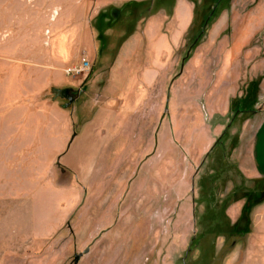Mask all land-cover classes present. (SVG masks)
<instances>
[{
	"label": "crops",
	"instance_id": "obj_1",
	"mask_svg": "<svg viewBox=\"0 0 264 264\" xmlns=\"http://www.w3.org/2000/svg\"><path fill=\"white\" fill-rule=\"evenodd\" d=\"M147 1L93 0L91 10L98 17L108 14L115 25L131 7L142 8ZM175 1L171 8L161 6L159 14L150 20L143 19L138 27L142 33L130 37L121 52L113 59L107 58L101 67L96 29L84 17L90 7L83 2L76 4L74 16L57 30V43L49 48L40 47L49 52L54 70L48 71L42 82L45 84L41 89L43 101L39 100L42 103L35 105L33 111L26 105L21 107L25 112L20 115L33 118V124L10 131L13 135L9 138L10 153L13 158L19 156L21 164L12 179L7 178V190L0 188V199L16 200L20 205L10 208L0 223V264H62L60 250H51L52 244L57 243L70 247L73 258L82 255L77 264L94 254L101 261L106 260L105 263L110 261L109 264H148L143 259L132 261L133 255L147 252L144 245L137 247L132 240L165 235L177 238L185 232L195 235L198 206L206 215L217 209L218 224L209 227L206 233L217 232L221 236L215 244L221 264H264V45L255 43L264 30V14L259 9L244 14V19L234 28L237 31L226 39L229 46L224 56L228 55L230 60L223 72L227 75L215 65L193 61V81L184 83L181 89L175 83L170 89L168 114L165 108L169 74L177 52L176 46H172L176 36L171 40L165 29H173L175 24L180 26L181 20L188 25L195 9L189 2ZM98 3L105 4L98 7ZM183 10L187 12L184 16L180 13ZM168 11L172 13L173 23L169 22V16H164ZM151 36L154 43H171L174 50L162 54V48L156 45L154 48L153 44L149 47L147 39ZM91 42L96 53L92 79L86 83V78L69 77L73 85L58 79L55 71L62 61L69 62V66L77 65L82 59L89 61L85 46ZM76 46L80 59L71 62L76 58ZM126 49L128 53L123 56ZM161 54L167 65L165 69L158 63ZM209 55L207 51L202 57ZM185 70L182 78L187 74ZM206 72L209 79L204 85L200 74ZM119 74L121 80L117 83ZM259 77H262L261 96L253 115L256 125L243 127L240 143L229 159L230 168L241 173L248 183L255 184V189L244 192L237 185L232 193L233 202L227 205L235 184L243 185L241 179L230 182L225 192L218 194L216 189L214 194L211 189L218 181L213 186L209 181L208 186L200 174L205 164L225 146L221 138L228 136L229 129L219 122V117L225 119L232 100L242 97V88ZM83 86L82 93L77 96L74 93L71 105L67 98L54 92L63 89L75 92ZM89 104H92L91 115L102 117L111 113L110 123L102 132V138L109 137L104 143L111 139L120 144L113 145L108 155L101 143L90 161L91 166L78 168L75 156L71 157L69 152L83 129L76 123V116ZM53 140L63 146L53 160L55 177L51 174L27 193L28 184L37 179L34 171L45 155V148ZM50 188L59 195L60 206L51 213L44 210L38 213L36 196ZM213 201L216 209L211 204ZM162 210L169 211L170 233L164 232ZM36 214L40 221L39 217L34 218ZM21 215L25 222L15 228L13 240L2 238L1 228ZM223 218L227 225L221 224ZM21 228L26 233L20 234ZM227 234L233 239L230 244L225 239ZM154 248L153 253H157L158 246ZM86 250H89L87 254Z\"/></svg>",
	"mask_w": 264,
	"mask_h": 264
},
{
	"label": "rangeland",
	"instance_id": "obj_2",
	"mask_svg": "<svg viewBox=\"0 0 264 264\" xmlns=\"http://www.w3.org/2000/svg\"><path fill=\"white\" fill-rule=\"evenodd\" d=\"M183 1L189 2L195 7L192 12V20L188 25L181 20L180 26L174 23L175 28L172 29V27H167L165 29V33L168 34L170 38L176 36L173 40L171 38V40L173 41L172 46H176L175 51L177 52V59L173 60L174 66L173 70H171L172 73L169 74V88L167 90L165 108L168 114L170 113V99L172 98L170 89L175 83H178L181 89L184 83H191L193 81L194 76L192 75L193 72L191 69L193 67V61L196 60L197 63L203 61L205 66L215 65L217 70L222 69L223 72L225 70V64L229 63L230 60L228 55L224 56V52L229 46L226 43V39H228L234 31H237L234 28L244 19V14L249 15L256 9H259L260 13L264 14V0ZM81 2H83L85 6L90 7V10L88 9L84 13V17L90 24H94L96 29L99 45V67L105 64L107 58H115L121 52L122 46L130 37L133 35L136 37L138 33H142L138 27L143 19L150 20L159 14L158 11L161 6L169 5L171 8L176 3L175 0H148L147 4H144L145 6L142 8L131 7L120 17V21H118L117 24L112 25V20L108 18V14L105 13V15L98 17V15H96L97 13L91 10L93 0H0V188L3 191L8 188L6 185L7 178L12 179L15 171L20 170L21 164L19 156L13 158V155L10 153L12 146L10 145L11 140L9 138L13 136L10 131L20 126L25 127L27 124H33V118L20 115L22 111L25 112L21 107L26 105L33 111L35 105L42 103L41 101L39 102V100L43 101L41 98V89L45 87V84H42V82L44 78L47 77L48 71L54 70L53 64H51L49 59V52L45 53V50L40 47L49 48L50 44L54 46V43H57V30L65 25L66 21H70L69 18L75 14L74 8L76 4H80ZM104 4L98 3L97 6L100 7ZM65 9L70 11H64ZM180 13L181 15L183 14V16L187 14L184 10ZM164 16H169V22L173 23L171 11H168V13L166 12ZM59 38L60 37H58V39ZM147 41L149 47L153 44L154 48L156 46L159 47L158 49L162 48V54H168L171 50H174L171 43H154L152 36L148 37ZM255 43L258 46L261 44L264 45V30L257 36ZM85 47L88 50V59L93 66L90 75L87 77V83V81L92 79V75L95 73L94 69L96 67L94 62L96 53L92 42ZM75 48L76 58L71 62H77V60L80 59V54H78L79 50H77L78 47L76 46ZM207 51L210 52V57H202L205 56ZM127 53L126 49L123 56ZM211 53H213V55ZM162 54L160 57L161 62L158 63L159 65L162 64V68L165 69L167 65L161 60L164 58ZM262 56L264 57V53ZM169 58L170 56L167 59V64L169 62L170 65L171 61ZM69 65V62L62 61L58 65V70L55 71V74L58 79H62L63 82L73 85V79L71 78L74 77H66V70L79 65V63L74 66ZM184 70L187 74L182 78ZM222 74L227 75L224 72ZM200 75L201 83L205 85V83L208 82L209 75L207 72ZM117 76L119 77L118 83L121 80V74ZM261 82L262 77H259L246 88L243 87L244 95L242 97L238 96L232 100V108L225 116L226 118L223 119L219 117V122L223 124L227 130L229 129L227 132L228 136L221 138L224 139L222 143H224L225 146L213 156L214 158L205 164L206 166L200 174L201 178H206V185L208 186H210L209 181L212 182V186L218 181V184H215L211 189L214 194L216 193V189H219L218 194H220V192H225L230 182L236 183L238 178L241 179L243 185L235 184L234 189L230 192V199L226 201L227 205L233 202L232 193L237 190V185L243 187L242 191L244 192H251L255 189V184L251 182L248 183L246 179L242 177L241 173L239 174L230 168L229 159L231 153L240 143L239 133L243 127L256 125L253 115L254 112H257V105L261 96V88H259ZM195 84H197V81ZM83 89L84 86L80 90H76V96L82 93ZM180 89L178 88V90ZM91 105L89 104L86 106L85 109L76 116V123H79L83 129L81 133L79 132L80 134L77 135V140L69 154H71V157L73 155L75 156L78 168L91 166L90 161L96 155V149L101 146V143H103L104 151L108 155L113 145L117 146L120 144L116 143V140L112 142L111 139L104 143L109 137L106 136V139H104V137L102 138V132L105 131L110 123L111 113H108V116L103 115L102 117L94 116V114L91 115ZM109 106L116 108V105L113 104H109ZM75 134L77 133L75 132ZM215 143L217 144V141ZM62 147V144L54 140L49 142V145L45 148V155H43L40 164L36 168L37 170L34 171V177L36 176L37 179L28 184L29 188L26 189L27 193L38 185L37 182L47 179L51 174L55 177V169L52 167L54 163L53 160L57 153L61 152ZM66 150L67 147L64 151ZM24 152L26 153V151ZM10 186L11 184H9V187ZM200 187H202V185L199 181V188ZM262 187L263 185L261 188ZM60 202L61 199L59 195L56 194L55 190L50 188V190H46L44 193L36 196V211L39 213L44 210L45 212L48 211L51 213L60 206ZM211 204L214 209H216V203L213 201ZM16 205H20L16 200L10 201L4 197L0 199V223L6 218L7 211ZM197 210V233L195 235H192L191 232H185L184 235L177 238L165 235L162 238L156 237V239L148 236L141 237L140 239H133L132 242H134L137 247H142L144 245L147 248V252L142 253V255H133L132 261L139 262L140 259H143V261H147L148 264H221V256L215 249V244L219 241V237L221 236H219L220 234L217 232L211 234L206 233L209 227L218 224L219 218L216 216L217 209L215 212L210 211V215H206V213L201 210L200 206H198ZM168 212L169 211L162 210L161 214L165 233H170L172 227V222L169 220L170 214ZM204 215L207 216L206 220H203ZM36 217H39V221L41 220V217L37 214L34 218ZM32 221H34V219ZM22 222H25V220L23 221L22 219V215L15 216L12 220L10 219L5 227L1 228L2 238L12 241L16 236L15 228H18ZM221 224L227 225L224 218ZM12 227L15 232L12 230ZM68 227L67 224L66 229H69ZM22 232L26 233V230L21 228L20 234H22ZM229 236L230 235L227 234V238L225 239L228 240L230 244L233 239ZM157 246V253H153L154 247ZM161 249L164 251L161 252ZM51 250H53V252H55V250H60L59 255L62 264H74L75 259L71 254L70 247L57 243L52 244ZM115 258L116 257H114V259ZM105 261L106 260L101 261V257L94 254L82 264L111 263L110 261L105 263Z\"/></svg>",
	"mask_w": 264,
	"mask_h": 264
},
{
	"label": "built area",
	"instance_id": "obj_3",
	"mask_svg": "<svg viewBox=\"0 0 264 264\" xmlns=\"http://www.w3.org/2000/svg\"><path fill=\"white\" fill-rule=\"evenodd\" d=\"M92 64L86 60V59H82V61L79 63V65L72 67V68H68L66 70V75L69 77H74V78H86L90 75L91 71H92Z\"/></svg>",
	"mask_w": 264,
	"mask_h": 264
},
{
	"label": "water",
	"instance_id": "obj_4",
	"mask_svg": "<svg viewBox=\"0 0 264 264\" xmlns=\"http://www.w3.org/2000/svg\"><path fill=\"white\" fill-rule=\"evenodd\" d=\"M72 91H73L72 89H63L62 91L61 90H54V92L56 94H58L59 96H61V97L64 96L65 98H67V100L69 101L68 105H71L74 102V99L68 96V93H70ZM88 252H89V250H86L85 254H87ZM81 257H82V255H76L74 257L75 258V261H74L75 264L79 263V261L82 259Z\"/></svg>",
	"mask_w": 264,
	"mask_h": 264
},
{
	"label": "flooded vegetation",
	"instance_id": "obj_5",
	"mask_svg": "<svg viewBox=\"0 0 264 264\" xmlns=\"http://www.w3.org/2000/svg\"><path fill=\"white\" fill-rule=\"evenodd\" d=\"M74 93H75V92L72 91V92L68 93V96L71 97V98H72V97H75V94H74Z\"/></svg>",
	"mask_w": 264,
	"mask_h": 264
}]
</instances>
